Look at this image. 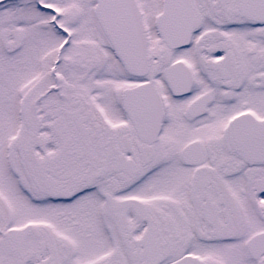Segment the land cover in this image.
<instances>
[{
  "label": "snow or ice",
  "instance_id": "obj_1",
  "mask_svg": "<svg viewBox=\"0 0 264 264\" xmlns=\"http://www.w3.org/2000/svg\"><path fill=\"white\" fill-rule=\"evenodd\" d=\"M0 264H264V0H0Z\"/></svg>",
  "mask_w": 264,
  "mask_h": 264
}]
</instances>
